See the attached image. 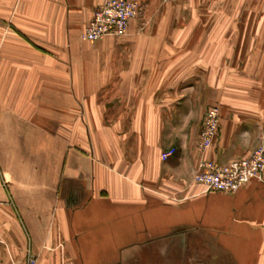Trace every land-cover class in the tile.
Returning <instances> with one entry per match:
<instances>
[{"label":"crops","instance_id":"crops-1","mask_svg":"<svg viewBox=\"0 0 264 264\" xmlns=\"http://www.w3.org/2000/svg\"><path fill=\"white\" fill-rule=\"evenodd\" d=\"M102 1L0 0V264H264V170L192 181L210 106L208 158L259 142L264 0H168L157 20L141 0L121 36L80 40Z\"/></svg>","mask_w":264,"mask_h":264},{"label":"built area","instance_id":"built-area-1","mask_svg":"<svg viewBox=\"0 0 264 264\" xmlns=\"http://www.w3.org/2000/svg\"><path fill=\"white\" fill-rule=\"evenodd\" d=\"M141 5L137 0H103L94 10L92 17L83 26L79 38L96 41L106 36H121L131 19L137 17ZM219 125V107L212 105L205 111L198 134V159L192 181L202 185L204 191L233 192L252 178L261 179L264 170V127L259 134L257 146L246 156L226 163H216L207 156ZM172 153H162L166 159ZM35 258L28 256L27 263L34 264Z\"/></svg>","mask_w":264,"mask_h":264},{"label":"rangeland","instance_id":"rangeland-1","mask_svg":"<svg viewBox=\"0 0 264 264\" xmlns=\"http://www.w3.org/2000/svg\"><path fill=\"white\" fill-rule=\"evenodd\" d=\"M152 1L154 2L153 8L150 11H148L149 14H151L150 15L151 19L154 18L155 20H157L158 16H159V18L162 17V18L168 19L169 18L168 14L170 11L167 9L168 8L167 4H165L166 2H168V0H152ZM174 1L175 2H186V0H174ZM139 2L141 5V9H140L138 15H140V12H142L141 10H142V6H143L142 1L139 0ZM180 12H182V14H183V15L181 14L182 16L180 15ZM178 13H179L178 22L180 24L183 21L181 17L184 16V11L179 10ZM165 15H167V16H165ZM165 22H166L165 23L166 24L165 34H169L170 31H172V32L175 31V30H173V27L171 28L169 21L166 20ZM154 27L155 26H152L151 29H154ZM175 28H176V30H177V28L184 30L185 26L178 25V27H175Z\"/></svg>","mask_w":264,"mask_h":264}]
</instances>
